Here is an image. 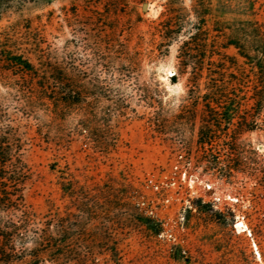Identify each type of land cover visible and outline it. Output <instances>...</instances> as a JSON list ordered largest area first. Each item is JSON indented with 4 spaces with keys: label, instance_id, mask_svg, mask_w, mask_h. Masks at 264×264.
Masks as SVG:
<instances>
[{
    "label": "rangeland",
    "instance_id": "374dc122",
    "mask_svg": "<svg viewBox=\"0 0 264 264\" xmlns=\"http://www.w3.org/2000/svg\"><path fill=\"white\" fill-rule=\"evenodd\" d=\"M210 2L227 22L251 26L253 13L264 20V0ZM194 5L192 0H0V33L11 29L26 50L32 39L45 62L93 86L94 144L78 135L81 118L51 115L48 102L33 99L18 74L4 68L0 132L23 170L22 194L36 216L33 226L40 228L53 208L70 234L64 245L103 248L99 264H112L105 252L112 247L120 252L118 264H264V128L236 135L241 120L235 119V132L219 134L218 148L207 153L220 163L211 169L197 145L199 120L178 117L190 105V68L178 59L189 26L172 37L177 42L167 51L158 49L163 38L173 36L166 24L169 10L199 24ZM217 51L237 63L226 75L243 76L236 75L241 87L229 76L220 80L232 83L230 96L245 98L235 101L240 117L249 121L251 72L235 49ZM63 173L77 183L74 198L58 187ZM130 188L139 192L137 200ZM130 202L140 203L145 216L160 223L159 236L149 225H129ZM238 222L250 236L237 232Z\"/></svg>",
    "mask_w": 264,
    "mask_h": 264
},
{
    "label": "trees",
    "instance_id": "16d2710c",
    "mask_svg": "<svg viewBox=\"0 0 264 264\" xmlns=\"http://www.w3.org/2000/svg\"><path fill=\"white\" fill-rule=\"evenodd\" d=\"M192 1L195 3L192 14L200 23L185 22L177 13L169 10L170 18H167L166 24L172 28L168 34L173 36L163 38L158 49L164 48L167 51L177 42L172 37L189 26L190 35L181 43L178 59L182 67L190 68L187 80V100L190 105L184 106L178 117L187 122L199 120L197 145L208 156L207 153L213 147L218 148L219 134L235 132L231 130L235 119L241 120L237 123L236 129L239 132L236 135L254 133L264 128V20H259L258 14L253 13L251 26L242 25L237 20L227 22L211 8V0ZM228 27L237 29L229 33ZM11 32V29H5L0 33V70L5 68L3 71L7 69L17 73L26 83V89L33 99L48 102V108H52L49 111L51 115L81 118L77 133L80 136L86 134L88 143L94 144L92 136L95 132H91L89 119L94 105L90 99L95 95L93 86L89 84L91 81H85L78 75L45 62L38 45L31 42L32 39L28 40L30 44H26L28 50L23 49ZM218 40H222V44ZM228 48L237 51L238 57L251 72L252 88L248 99L252 102V117L249 121L240 117L237 108L239 104L235 101L238 99L241 102L245 98L229 95L228 89H233L232 83L235 87H241L237 76L241 77L242 74L237 72V76L226 75L227 69H234L237 63L227 56L224 58L217 50ZM215 57H218L216 61ZM225 76L230 77L232 83L229 86L226 85L229 81L220 80ZM59 119L64 118L62 116ZM230 147L231 151H235L234 145ZM206 162L211 169H219L220 163L216 159L209 158ZM23 176L22 168L16 163V151L11 143L2 138L0 132V264H64V261L73 264H99L96 256L103 248L94 250L88 246L80 251L64 245L70 234L63 232L58 213L53 212V208L50 207L45 216L47 220L41 223L40 228L33 226L36 216L27 206L22 194ZM59 180L61 182L58 187L63 195L74 198L78 191L77 183L64 173ZM261 180L264 183V176ZM139 195L138 191L132 190L131 199L137 200ZM129 212V225L142 223L155 228L154 235L162 233L160 223L154 218H147L140 203L130 202ZM28 245L31 249L27 248ZM105 252L110 255L112 264L120 262V252L116 247L108 248Z\"/></svg>",
    "mask_w": 264,
    "mask_h": 264
},
{
    "label": "bare ground",
    "instance_id": "6f19581e",
    "mask_svg": "<svg viewBox=\"0 0 264 264\" xmlns=\"http://www.w3.org/2000/svg\"><path fill=\"white\" fill-rule=\"evenodd\" d=\"M150 9V8H149ZM230 200H233L231 198H229ZM234 201V200H233ZM235 229L237 230L238 233H248V235L250 236V233L248 232V229L241 223V222H238ZM255 250H256V247L254 246ZM256 256H257V260L258 261H261L260 259V256L256 253Z\"/></svg>",
    "mask_w": 264,
    "mask_h": 264
}]
</instances>
